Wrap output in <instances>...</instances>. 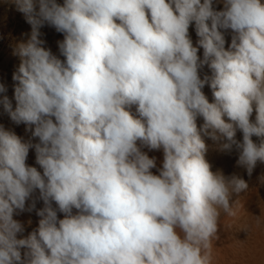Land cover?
<instances>
[{"label":"clouds","instance_id":"1","mask_svg":"<svg viewBox=\"0 0 264 264\" xmlns=\"http://www.w3.org/2000/svg\"><path fill=\"white\" fill-rule=\"evenodd\" d=\"M9 2L31 31L13 51L15 107L3 83L0 106L37 142L0 126V264H214L221 215H237L248 185L211 171L202 134L235 148L249 176L264 162V3ZM45 26L62 34L58 55ZM34 210L38 227L18 238L14 215Z\"/></svg>","mask_w":264,"mask_h":264},{"label":"rangeland","instance_id":"2","mask_svg":"<svg viewBox=\"0 0 264 264\" xmlns=\"http://www.w3.org/2000/svg\"><path fill=\"white\" fill-rule=\"evenodd\" d=\"M58 2L62 3V0H58ZM261 2L264 3V0ZM30 31L31 26L26 22L24 15L16 10L15 5L9 0H0V83L5 84L7 88L5 95L12 102L13 108L15 107L14 86L18 82L14 81L12 77L20 63L19 57L14 55L13 51L18 42L26 41L29 38ZM41 32L43 35L40 38L45 40V47L50 48L54 54L58 55L56 42L63 38L62 34L48 26L43 27ZM189 35L193 45L196 46L199 38L196 35L194 24L189 27ZM225 39L227 47V43H230L231 39L230 34L226 33ZM198 56L203 58L202 48L198 50ZM204 74H210L207 66L201 71V75ZM202 92L210 103L213 102L212 90L207 84ZM131 112L135 114V106L131 108ZM224 119L228 122L227 117ZM250 119H255V110ZM196 123L198 128L202 127L203 117L197 116ZM0 126L14 132L22 142H37V139L32 137L31 130L26 131L27 126L23 123L15 124L3 111L2 106H0ZM235 138L242 141V133L239 129L236 131ZM202 139L207 147L205 159L211 165V171L220 170L225 176L238 175L248 185L246 191L241 192L238 196L234 195L232 198L237 215L235 217L221 215V220L226 219V242L217 240V243L219 246L227 248L224 259L227 264L231 257H233L234 264H264V182L261 181V177H264V162L258 161L249 176L244 168L236 164L239 154L235 148L230 152L220 150V144L226 142L224 139L213 141L209 136L203 134ZM252 139L256 143L260 142L257 137ZM148 154L150 157L157 158L159 167L163 159L162 150L152 151ZM26 164L36 167L38 171L42 172L40 166L36 164L35 150L32 148L29 149ZM152 171L155 172V169ZM257 215L261 217L262 221L259 225L256 223Z\"/></svg>","mask_w":264,"mask_h":264},{"label":"bare ground","instance_id":"3","mask_svg":"<svg viewBox=\"0 0 264 264\" xmlns=\"http://www.w3.org/2000/svg\"><path fill=\"white\" fill-rule=\"evenodd\" d=\"M53 206L55 207V204H53ZM42 207H43V202L37 201L36 209H40ZM13 218L20 221L24 226V232L18 234V238L26 237L30 232L34 231L38 227V221L40 219V217L36 215L35 210L32 212H23L19 215H14ZM58 218H63V214L58 212ZM29 221H31V223H29ZM225 227H226V219H222L221 224L219 225L218 235L220 237L219 240H223L226 242ZM25 251L26 249H21L22 257ZM226 252H227V248L219 246L217 241L214 242V247H213L214 264H227L224 259V255L226 254ZM228 264H234L233 257L230 258Z\"/></svg>","mask_w":264,"mask_h":264}]
</instances>
